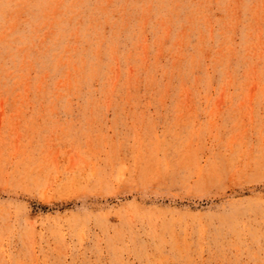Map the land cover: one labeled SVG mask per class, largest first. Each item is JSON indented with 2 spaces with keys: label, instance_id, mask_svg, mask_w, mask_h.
<instances>
[{
  "label": "rangeland",
  "instance_id": "1",
  "mask_svg": "<svg viewBox=\"0 0 264 264\" xmlns=\"http://www.w3.org/2000/svg\"><path fill=\"white\" fill-rule=\"evenodd\" d=\"M0 264H264V0H0Z\"/></svg>",
  "mask_w": 264,
  "mask_h": 264
}]
</instances>
